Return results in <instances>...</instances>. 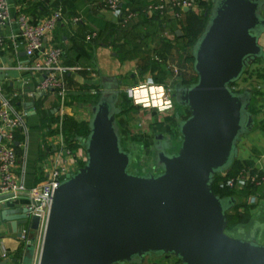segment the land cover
Listing matches in <instances>:
<instances>
[{
	"label": "water",
	"instance_id": "water-1",
	"mask_svg": "<svg viewBox=\"0 0 264 264\" xmlns=\"http://www.w3.org/2000/svg\"><path fill=\"white\" fill-rule=\"evenodd\" d=\"M263 33L264 0H211L190 49L196 79L185 82L178 74L173 83L175 103L189 112L175 113L178 146L170 151L164 131L153 135L158 171L131 167L142 144L122 143V89L116 76H99L88 132L79 139L85 159L53 190L37 264H142L146 254H172L182 264H264V243L225 230L236 198L212 189L214 173L231 165L240 136L253 126L252 89L231 85L264 57ZM24 105L33 109L31 100ZM16 196L34 202L27 190L0 193V219L18 238L28 227L23 262L30 264L39 216L30 214L29 203L13 202Z\"/></svg>",
	"mask_w": 264,
	"mask_h": 264
},
{
	"label": "crops",
	"instance_id": "crops-1",
	"mask_svg": "<svg viewBox=\"0 0 264 264\" xmlns=\"http://www.w3.org/2000/svg\"><path fill=\"white\" fill-rule=\"evenodd\" d=\"M145 2L146 0H122L119 9H112L104 5L102 0H7L9 17L2 28L6 46L0 51V65L3 66L0 70V80L6 91L19 92L15 103L26 111L28 130L25 145H18L16 142V172L28 188L43 183L52 167L62 165L70 172L85 159V150L79 139H76V147H69L71 148L69 153L60 146V121L62 128L66 117L78 123L88 121L92 90L100 89L101 74L116 76L122 91L149 77L154 80V75L162 65L167 67L165 69L168 72L167 81L176 73H180L185 81L191 80L194 70L192 65L189 67L186 55L183 59L177 57L163 59L154 55L152 51L159 45L158 40H161L159 38H170L171 25L175 24L173 21H165L159 17L161 22H157L154 19L155 15L138 14L124 24L120 23L122 15L128 9L141 6ZM18 6H22L31 21H37L57 7L61 8L64 14L55 28L46 34L43 45L44 48L60 46L63 50L61 61L67 67L64 74L67 88L63 97L53 91H36L33 95L29 93L34 90L37 77L18 67L26 60L16 21ZM117 10L119 15H116ZM74 16L79 20L74 21L72 19ZM174 30L176 32L177 29ZM90 31L97 32L96 39L88 37ZM146 31H149L147 32L149 35L143 37ZM135 34L142 37V40H139L142 50L150 49L151 52L148 54L144 51V55L139 53L133 57L121 58L116 48L122 43L128 46L127 38ZM169 38L167 40L171 44ZM259 41L264 47V33ZM148 57L150 61L156 59L159 66L154 70L147 67L141 72V66L149 64ZM240 79L241 89L244 87L252 89L249 109L254 122L252 128L240 136L236 158L250 160L252 167L264 172V57L254 60ZM167 81L164 78L161 82ZM30 100L33 109L24 105ZM145 110L149 114L153 113L152 110ZM160 115L162 118L155 120L158 123L167 118L165 112H161ZM149 123L152 124V121L150 120L148 125ZM167 128L169 130V125ZM120 131L130 140L146 143L149 139L147 130L141 134H134L132 130ZM62 132L65 136L64 131ZM154 133L155 131L152 137ZM64 141L68 146L65 139ZM15 201L24 205L28 204L30 199L27 196H16L13 199V202ZM251 202L247 218L229 224L226 232L233 237L264 243V196L255 197ZM24 244L25 242L16 237L15 233L7 232L4 222L0 219V262L24 264ZM38 252L39 243H36L30 264H37Z\"/></svg>",
	"mask_w": 264,
	"mask_h": 264
},
{
	"label": "built area",
	"instance_id": "built-area-1",
	"mask_svg": "<svg viewBox=\"0 0 264 264\" xmlns=\"http://www.w3.org/2000/svg\"><path fill=\"white\" fill-rule=\"evenodd\" d=\"M104 5L112 9H119L122 0H102ZM211 7V0H146L141 8V12L146 15H160L165 21H173L180 25L184 22L187 12L199 13L207 11ZM8 3L7 0H0V51L5 47V41L2 36V28L8 21ZM184 8H187L186 10ZM140 12L137 9H128L121 17L120 23H125L128 20L136 17ZM64 14L61 8L57 7L50 11L45 16L37 21H31L27 14L23 11L22 6H18L16 21L26 60L19 64L18 67L33 76L37 77L34 90L29 92L33 95L34 92L53 91L61 97L66 92V81L64 74L67 69L62 64L63 50L60 46H49L44 48V39L48 32L53 30L57 23L63 19ZM74 21L79 18L74 16ZM184 24V23H183ZM89 38L97 36V32L90 31ZM3 66L0 65V70ZM180 73H176L172 78ZM151 78V77H149ZM148 79V78H147ZM152 79V78H151ZM153 80V79H152ZM138 82L132 87L126 89L127 95L132 93V90L144 83ZM154 81V80H153ZM157 86H163L165 89L164 99L170 102V107L164 111L173 110V83L155 82ZM233 88V85H231ZM98 89L93 88L92 92L96 93ZM19 92L6 91L3 83L0 80V193L17 192L27 190L34 194V202L30 203V214H37L39 216V229L37 230V243L40 241L43 234L44 225L47 219L48 211L51 204L52 194L58 182L64 178L68 173L64 166L52 167L43 183L37 186L28 188L21 176L16 172L17 167V152L16 142L18 145H25V136L28 130V123L26 120V111L19 108L15 103V98ZM133 100V99H132ZM134 103V101H133ZM136 104V103H134ZM137 105V104H136ZM141 108H146L142 104L138 105ZM160 111L156 107L149 106ZM146 108V109H147ZM160 111V112H164ZM60 146L67 152H71V148L66 146L62 130V121H60ZM18 136L20 138H18ZM251 168V167H250ZM250 168L240 170L236 175L229 176L225 180V185L228 187L241 188L246 182L255 184L264 183V172L257 169L254 172ZM224 172H220L224 175ZM255 199L251 195L250 200ZM20 239L24 242L28 241V227L24 226L21 230ZM41 234V236H40ZM4 255V253H2Z\"/></svg>",
	"mask_w": 264,
	"mask_h": 264
},
{
	"label": "trees",
	"instance_id": "trees-1",
	"mask_svg": "<svg viewBox=\"0 0 264 264\" xmlns=\"http://www.w3.org/2000/svg\"><path fill=\"white\" fill-rule=\"evenodd\" d=\"M145 3H143L141 6L134 7V9H137L140 13V16H142L144 13L141 12V8ZM186 21L183 24V31H184V37L187 38V40L191 43L194 42L196 37L199 35V33L202 31L203 26L206 22V19L203 20L201 15H198L195 12H187L186 13ZM161 17L158 14H155L154 19L157 20V22H161ZM149 31H146V34L143 35V37H147L149 34L147 33ZM125 36V35H124ZM97 37V36H96ZM96 37H93L91 39H96ZM127 37V35L125 36ZM161 40H158L159 45L154 48L152 51L159 53L160 48L164 47L165 45H168V40L166 38H159ZM139 40H142V37L140 34H135V36H130L127 38L126 43H129L128 46H125V44H119L116 48L117 53L121 58L125 57H133L139 53H141L143 47H141V43ZM160 57V56H158ZM186 59L192 62V56L191 53L186 56ZM149 64H143L140 68V71H144L147 69V67H150L151 70L156 69L158 66V62L156 59H153L152 61L149 60ZM196 79V78H195ZM195 79L185 81V82H191ZM154 81L155 82H161L163 81V77L160 76V69L158 72L154 75ZM123 92V91H122ZM127 95V92L124 91ZM99 91L96 93H92V103L95 102ZM128 96V95H127ZM129 97V96H128ZM130 98V97H129ZM131 99V98H130ZM188 111V110H187ZM189 114V112H188ZM187 114V115H188ZM185 118L186 116H182ZM175 120V115H174ZM63 131H64V139L67 142L68 147L74 148L77 146L76 139H80L88 132V126L87 121L78 123L76 120L66 117L63 120ZM133 140V139H132ZM136 141V140H135ZM142 143V142H141ZM83 163H81L82 165ZM251 167V168H250ZM244 168H250V171L254 172L257 170V168L252 167V162L250 160H238L236 157L232 161L231 165L225 170L224 175L221 173H214L213 180H212V189L214 192L218 193L219 195H233L236 198L235 204L226 211L227 216V224L226 228L229 224L233 223L234 221H244L248 216V210L252 206V202L250 200L251 195H254L255 197H261L264 196V183L261 184H255L251 182H246L241 188L237 187H228L225 185V180L229 176L236 175L240 170Z\"/></svg>",
	"mask_w": 264,
	"mask_h": 264
},
{
	"label": "rangeland",
	"instance_id": "rangeland-1",
	"mask_svg": "<svg viewBox=\"0 0 264 264\" xmlns=\"http://www.w3.org/2000/svg\"><path fill=\"white\" fill-rule=\"evenodd\" d=\"M209 10L202 11V12H199L197 14L201 15L203 20H205L208 16ZM186 17L187 16L185 15L183 23H185ZM183 23L180 25H178L176 23L171 25V31H169L170 38L165 37L166 39L169 38V40H171V44L170 43L168 45L164 44V47L160 48L159 53L154 52L153 53L154 55L160 56L163 59H171L173 57H177V59H183L184 55L187 56L190 54L191 43L187 40V38L184 37ZM174 29H180L182 32L181 35H177ZM263 50H264V47H263ZM145 52L149 54L151 52V50L146 49ZM145 52L142 51L140 55H144L143 53H145ZM149 57H148V60H149ZM186 61H187V63L189 62V67H190L192 65V62L189 61L188 59H186ZM157 66H159V64ZM159 67L161 68L160 69V76H162L163 79L165 78V81H167L166 77L168 75V72H166V70H165L167 67L164 65L159 66ZM195 78H196V73L194 72L191 80L195 79ZM171 80H173L172 83L175 82V79H173L172 76H171ZM241 82H242V80L239 78L237 81H235L232 84L233 88L235 90H241V87H242ZM128 96L123 91V92H121V95H120L119 100H118V105L121 108V112L119 114H117V120H118V123L120 126V130L122 129L123 132H128V131L132 130V133H134V134H141V132H143L144 130L145 131L147 130L148 135H149L148 141H146V143L144 142L141 145L140 153L135 154V157H134V160L132 161L131 167L139 168L140 170L142 168H146L147 170H152L153 168H156V166H154V164H153V152L151 149V144L153 143L152 133L154 131H155V133L158 132L157 129H161L166 134H170V133L175 132L174 111L173 110L164 111L167 114L166 115L167 118L164 121H159V123H158V121H155V120H159L158 118H162V115H160L161 114L160 111L153 109V108H147V109H149V111H151V110L153 111L152 114H149V112H146L147 110L144 111V109H146V108H141L140 106L134 104L133 100L130 99ZM92 98H91V100H92ZM177 109H178V113L181 116H187L188 111L186 108L177 105ZM150 115L152 117H150ZM150 120L152 121V124L149 123L150 125H148V122ZM168 125L170 127L169 130H167ZM164 128H165V130H164ZM122 143L126 144L128 142L126 141V139H122ZM175 146L177 148L178 143ZM83 162H84V160L81 163H83ZM226 229L227 228H225V230ZM40 236H41V234H40ZM173 263L182 264L181 261L176 256H174L172 254H170V256H169V261L163 259L162 257H159V259H158V264H173Z\"/></svg>",
	"mask_w": 264,
	"mask_h": 264
},
{
	"label": "clouds",
	"instance_id": "clouds-1",
	"mask_svg": "<svg viewBox=\"0 0 264 264\" xmlns=\"http://www.w3.org/2000/svg\"><path fill=\"white\" fill-rule=\"evenodd\" d=\"M116 15H119L117 10ZM165 89L163 86H157L151 78L139 86L135 87L130 94V98L133 99L137 105L142 104L144 107H156L160 111H164L169 108L170 102L164 99Z\"/></svg>",
	"mask_w": 264,
	"mask_h": 264
},
{
	"label": "flooded vegetation",
	"instance_id": "flooded-vegetation-1",
	"mask_svg": "<svg viewBox=\"0 0 264 264\" xmlns=\"http://www.w3.org/2000/svg\"><path fill=\"white\" fill-rule=\"evenodd\" d=\"M173 111H174V115H175L176 112H178L177 104H176L175 102H174V106H173ZM179 115H180V114H179ZM180 117L183 118L181 115H180ZM154 134H155V133H154ZM154 134H153V135H154ZM166 136H169V137L172 138V145H171V147H170V151L176 149V146H175V145L178 143L177 140H176V137H177V128H176V126H175V132L170 133V134H166ZM123 139H126L127 142L131 141L130 139H127V138H125V137H124ZM152 139H153V137H152ZM136 142H138V141H136ZM153 142H154V140H153ZM139 143H140V144H143V143H141V142H139ZM175 143H176V144H175ZM152 170H153V171H158L159 168L156 167V168H153ZM169 256H170V254H168V255L163 254V255H159V256L151 257V256H149L148 254H146V255L143 256L142 264H158V259H159V257H162L163 259L169 261ZM120 264H135V263L123 262V263H120ZM173 264H175V263H173Z\"/></svg>",
	"mask_w": 264,
	"mask_h": 264
}]
</instances>
